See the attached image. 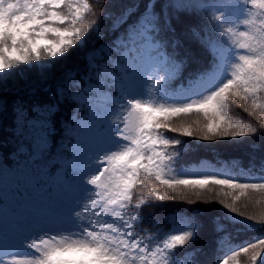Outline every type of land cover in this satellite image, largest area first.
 <instances>
[{
	"label": "snow or ice",
	"instance_id": "snow-or-ice-1",
	"mask_svg": "<svg viewBox=\"0 0 264 264\" xmlns=\"http://www.w3.org/2000/svg\"><path fill=\"white\" fill-rule=\"evenodd\" d=\"M90 11L89 0H0V167L25 209L0 231V264H200L192 244L203 223L186 216L181 234L148 236L141 205L151 199L218 202L223 219L264 226V210L248 211L255 193L264 201V174L253 175L254 165L223 176L178 167L190 148L178 137L264 141V0H132L103 13L112 41L92 47L81 66L55 71L87 45L93 25L104 39L99 23H85ZM200 13L227 46L199 23L187 38L177 35L178 21ZM189 40L205 51V65L172 89ZM145 47L153 63L138 78L134 51ZM18 66L40 76L26 95L7 82ZM148 82L155 99L145 102ZM236 106L251 122L229 115ZM221 220L213 221L223 233L218 250L231 238ZM262 256L264 236L233 245L218 264H258Z\"/></svg>",
	"mask_w": 264,
	"mask_h": 264
},
{
	"label": "trees",
	"instance_id": "trees-1",
	"mask_svg": "<svg viewBox=\"0 0 264 264\" xmlns=\"http://www.w3.org/2000/svg\"><path fill=\"white\" fill-rule=\"evenodd\" d=\"M132 0H89L91 5V11L87 18L91 22L96 21L100 24L101 32L104 36L103 40H98L95 43H90L84 48H78L70 52L68 57L62 62L55 66V71L59 72L67 68H75L82 65L86 54L90 49L98 44H103L106 41H112L114 39L113 33L109 28L110 21L103 19L104 12H115L122 9L126 4L131 3ZM249 7L253 8V11L259 13L260 10L254 8L252 5ZM199 23L200 27L204 29L203 34L208 37L209 40L218 43L222 46H227L230 41L225 40L217 32L212 30V27L205 14L200 13L193 17L189 16L184 20L178 21L177 35L187 38V29L195 24ZM239 31L246 30L245 26L241 25ZM235 40L236 38H231ZM185 65L182 75L170 82V87L176 89L178 85L182 83L187 77L194 75L197 71L205 65L206 56L205 51L201 50L191 40L184 47ZM133 68L139 78L142 74L147 71L153 63V57L150 51L145 47L138 51H134ZM163 75V73H161ZM155 78H153L154 80ZM9 84L17 85L23 88V94L26 95L28 87L35 86L38 84H31L23 76L18 73L8 78ZM155 87L153 82H148L145 85V96L149 97L150 100L155 99ZM229 115L234 120H242L245 123L251 122V117L243 112L238 106L231 107ZM189 119H195L190 117ZM85 139L88 137V132L84 133ZM168 136L176 137L175 133H168ZM182 139L185 144L190 145L188 151L184 152L178 162L179 168L191 169L193 174L205 175V174H228L238 172L240 167L248 169L252 167V174L255 176L262 175L260 169L264 166V150L257 148L252 149V145H260L264 143L261 141L259 136H249L246 139H217L214 142H205L202 140L190 139L187 137H178ZM233 160H239L241 163L238 166H234L231 162ZM222 165H224L222 167ZM243 182H260L258 180H249L247 176L240 175L238 177ZM0 207L9 209L15 216L25 209L21 208V197L12 192V201L6 198L0 197ZM261 201V194L255 193L252 200L249 202V212H259L264 210V201ZM40 210H45L42 205L37 204ZM151 209L153 212H151ZM228 215L227 211L223 209L219 203H212L211 205H205L202 202H197L195 205L188 204L187 201H176L166 200L164 202L156 201L155 199L148 200L145 204L141 205V216L143 218V227L149 229L148 236H156L157 229L160 233L175 235L181 234L183 231L188 230V225L184 220L186 216H195L197 220L203 223V228L200 232V237L195 240L192 244L193 247L201 249L198 259L200 264H218V261L229 255L233 245H239L243 242L251 243L256 238L264 236V226L252 227L250 222L241 220L240 222H232L228 219H223ZM221 217V222L227 225L226 231L231 234V238L225 240L223 244L217 249L215 239L223 233H216L214 230V219ZM155 225V227H153ZM6 227L0 224V231H3ZM245 257H241L243 260ZM258 264H264V256L261 257Z\"/></svg>",
	"mask_w": 264,
	"mask_h": 264
},
{
	"label": "rangeland",
	"instance_id": "rangeland-1",
	"mask_svg": "<svg viewBox=\"0 0 264 264\" xmlns=\"http://www.w3.org/2000/svg\"><path fill=\"white\" fill-rule=\"evenodd\" d=\"M88 14L89 13H87L85 17V23L91 25L92 24L91 20L87 18ZM101 30L102 29L100 27L99 31L101 32ZM86 39L90 43H95L98 41V39L96 38V33L94 31V25L93 28H90L89 34L86 37ZM16 73L23 76L31 84H38L40 81L38 70L35 67L29 68L26 66H18L16 69L12 70L10 74H8L9 78ZM3 75L4 74H0V76ZM142 100L148 102L149 97H146L144 95V97H142ZM12 192H13V186H12L11 174L6 175L2 167H0V197L12 201ZM151 212H153L152 209ZM15 218L16 216L12 214V212L9 209L5 207H0V224L4 225L6 228H9L14 223Z\"/></svg>",
	"mask_w": 264,
	"mask_h": 264
}]
</instances>
